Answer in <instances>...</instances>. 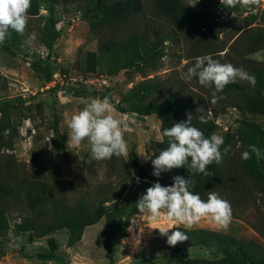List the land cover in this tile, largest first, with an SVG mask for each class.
Instances as JSON below:
<instances>
[{
	"label": "rangeland",
	"instance_id": "374dc122",
	"mask_svg": "<svg viewBox=\"0 0 264 264\" xmlns=\"http://www.w3.org/2000/svg\"><path fill=\"white\" fill-rule=\"evenodd\" d=\"M141 2L143 10L131 21V27L148 31L153 38L173 34V40L159 44L162 53L157 60L159 68L155 71L133 67L109 74L106 54H98L94 70L90 69L86 52L95 51L98 41L109 33L102 26L91 27L83 8H80L84 7L81 3L64 6L39 1L38 14L28 16L24 32L12 36L14 39L6 38L0 44V118L8 117V126L0 132V176L10 173L16 176L15 182L24 177L40 180L69 200L87 191L95 196L96 186H104L105 189L109 187L106 191L116 188V172L109 169L107 160L99 161L100 164L86 163L85 159L89 158L86 140L79 146L67 142L70 132L67 122L71 116L82 110L92 98L102 99L92 95L71 97L63 89L70 84L89 91L110 90L114 111L108 114L126 122L124 139L129 154L135 152L142 163L148 161L144 157L149 158L151 154V142L159 141L160 116L122 113L115 106H127L124 97L135 83L143 79L162 80L167 85L181 81L205 96L207 114L216 126L214 133L223 138L227 132L232 136L226 143L229 149L225 153L226 169L243 151L238 134L239 122L242 119L250 120L264 131V116L250 114L232 106L216 114L217 108L226 101L220 99L218 103L211 104L213 88L203 87L194 79H184L187 68L197 58L193 56L200 54H217L214 59L220 63L242 67L243 63L235 60L231 44L245 29L264 31V0H260L258 7L237 6L235 9L225 8L220 0H198L196 8L206 18L213 20L211 26L201 28V40L195 39V34L175 31L154 12L153 0ZM51 6L52 14L49 12ZM51 15L56 19L54 28L58 33L48 50L40 36L44 34L46 18ZM133 28L128 27L126 30L129 32ZM256 53L264 57V48L248 54L246 58L256 61L252 58ZM56 85L58 88L52 91L51 88ZM258 149L264 152V141ZM127 157L122 158L126 161ZM257 162L264 168V157L257 158ZM231 174L226 173L227 179ZM239 185L231 194L233 196L226 194V200L232 208L231 223L227 230L203 219L192 228H208L231 234L264 247V193L252 190L249 183ZM132 190L129 183L124 195ZM8 203L6 215L9 229L5 236L0 237V264H165L168 257H173V264L181 262V257L173 256L176 245H168L165 236L159 232V227L173 223L163 217L153 220L138 210L132 212L129 207L119 212L113 210L116 202L112 201L106 205L107 213L96 223L84 228L76 244L67 246L68 232L64 228L29 241L27 233L17 232L14 226L29 215V209L19 197ZM118 216L124 222L120 234L126 235L117 234L113 237L111 250L108 251L103 244L104 238L112 230ZM48 236L54 237L58 246L55 261H42L35 257L40 252L48 251ZM185 251L192 257H213L206 248H188Z\"/></svg>",
	"mask_w": 264,
	"mask_h": 264
},
{
	"label": "trees",
	"instance_id": "16d2710c",
	"mask_svg": "<svg viewBox=\"0 0 264 264\" xmlns=\"http://www.w3.org/2000/svg\"><path fill=\"white\" fill-rule=\"evenodd\" d=\"M39 1L41 0H31L28 16L33 17L38 14ZM44 1L51 5L62 4L64 6L81 3L84 7H78L83 8L84 15L87 16L91 27L102 26L107 30L109 34L98 41L97 49L87 51L85 54L92 70L97 64L98 54H106L109 61V74L133 67L155 71L159 68L157 60L162 53L159 44L165 40H173L171 33L166 36L157 35L153 38L148 34V31L134 30L136 28L131 27V21L143 10L141 0ZM52 7L49 10L51 14L53 13ZM153 10L166 20L175 31L183 34H195L197 40H201V28L207 25L211 26L210 24L213 22L206 18L196 6L188 5L185 0H153ZM55 23L56 19L52 15L47 17L44 23V34L40 36L48 50L51 49L57 37ZM128 27L133 29L127 32ZM16 34V32L10 31L7 38L14 39L12 36L16 37ZM231 48L235 60L243 63L241 65L248 73L255 75L256 84L255 87H252L246 81H237L226 85L223 92L218 94L223 97L221 101L226 102L219 106L215 113H223L227 106H232L250 114L264 116V64L246 58L248 54L264 48V31L253 32L251 28L243 30L232 41ZM203 55L206 54L193 57ZM208 55L212 58L217 56L213 53H208ZM189 58L191 59L192 56ZM193 79L197 82L196 78ZM57 88L58 85L51 89L53 91ZM63 89L71 97L79 98L92 95L103 98L107 96L110 101L112 100L111 92L108 89L103 92L89 91L75 84L64 86ZM123 101L127 106H115L122 113L131 112L140 116L159 115L160 134L163 128H169L174 123L186 119L188 114L193 117L192 125L199 128L206 137L215 131L214 120L208 116L206 111L205 96L192 90L188 84L181 81L167 85L162 80L143 79L129 89ZM201 117L206 122H202ZM7 126L8 117H1L0 132ZM239 129L238 134L243 151L252 144L257 148L261 147L264 141V131L258 124L242 119L239 122ZM231 138V134L227 132L224 136V144L221 146L222 153ZM166 147V138L164 143L151 142V154L145 163L139 161L135 152H130L126 161L122 157H113L107 160L109 169L116 172V174L114 173L117 177L116 188L106 191L109 187L105 189L104 186H96L95 196L87 191L83 195L69 200L65 195H58L54 189L48 188L46 183L40 180H28L24 177L15 182L16 176L10 173L0 176V237L5 236L9 229L6 215L8 201L16 197L21 198L23 204L29 209V215L14 224L17 232H26L28 240L33 241L64 228L68 232L67 246H73L80 240L84 228L96 223L107 213V203L115 201L113 210L119 212L123 211L125 207L136 212L138 210L136 201L148 187L155 182L169 186L173 183L172 177L175 175L194 179L195 187L190 190L198 193L202 200H207L209 192H216L226 200V194L233 196L231 194L238 189L241 183H249L252 190L264 193V168L259 165L254 155L252 159L243 161L240 154L226 169V155L223 153L222 162L211 163L207 166L205 173L191 175L185 166L174 168L170 172H162L159 177H155L152 175L151 158H154ZM88 159H85L86 163H88ZM92 162L100 164L99 161L93 160ZM228 172L232 173L229 179L226 176ZM137 177H139V183ZM129 183L133 190L124 195V192L128 190ZM113 213L115 215V212ZM123 226V218L118 216L112 230L104 238L103 244L106 250H111V239L120 234V229ZM178 228L180 231L186 232L188 237L185 241L178 242L174 248L173 256L181 257L180 264H264V247L252 240L236 238L231 234L208 228L187 229L183 226H178ZM175 230H177L175 227L172 228L168 234L170 235ZM120 235L125 236L126 234L121 233ZM165 238L167 239V236ZM46 242L48 251L40 252L35 257L42 261H55L58 249L55 238L48 236ZM196 247L206 248L213 257H192L185 251L188 248ZM173 263V257H168L165 260V264Z\"/></svg>",
	"mask_w": 264,
	"mask_h": 264
},
{
	"label": "clouds",
	"instance_id": "9594fccd",
	"mask_svg": "<svg viewBox=\"0 0 264 264\" xmlns=\"http://www.w3.org/2000/svg\"><path fill=\"white\" fill-rule=\"evenodd\" d=\"M198 0H189L188 5L195 7ZM225 8H253L259 6L260 0H220ZM31 0H0V44H3L10 31L22 34L27 26L28 12ZM257 62L264 63V57L256 53L252 57ZM193 78L203 87L214 89L210 103L216 104L223 97L225 86L230 83L246 81L255 87L256 77L242 67H235L231 63L222 64L210 55L199 56L195 63L187 68L184 74L186 81ZM114 111L107 96L102 99L92 98L86 102L85 107L73 114L67 122L70 129L68 143L79 146L85 140L88 144L89 159L102 161L113 157H127L128 145L124 139L126 122L117 119L108 113ZM192 115L174 123L169 128H163L159 142L167 140V147L158 155L151 158L152 175L159 177L162 172H170L174 168L187 166L191 175L205 173L207 166L213 162L217 164L223 160V153L229 149L225 147L223 153L221 146L224 138L218 134L206 137L197 127L192 125ZM202 122L204 118H200ZM264 157V152L252 144L241 153V159L248 161L253 158ZM142 156V155H141ZM144 157V156H143ZM145 160L149 158H145ZM139 183V177L136 178ZM173 183L169 186L155 182L148 187L145 193L136 201L139 213L146 214L151 219L159 217L173 223L167 227H159L161 235L167 236V243L175 246L178 242L188 239L186 232L180 231L178 226L184 225L191 229L202 219L214 226L227 230L232 218V208L229 201L221 198L216 192H209L207 200H202L198 193L190 189L195 187V180L185 176L175 175ZM115 203V201H113ZM176 228L169 235V229ZM155 228V227H154Z\"/></svg>",
	"mask_w": 264,
	"mask_h": 264
}]
</instances>
